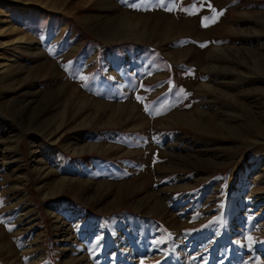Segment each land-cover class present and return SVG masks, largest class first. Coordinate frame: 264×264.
Instances as JSON below:
<instances>
[{
    "label": "rangeland",
    "instance_id": "1",
    "mask_svg": "<svg viewBox=\"0 0 264 264\" xmlns=\"http://www.w3.org/2000/svg\"><path fill=\"white\" fill-rule=\"evenodd\" d=\"M0 264H264V0H0Z\"/></svg>",
    "mask_w": 264,
    "mask_h": 264
},
{
    "label": "crops",
    "instance_id": "2",
    "mask_svg": "<svg viewBox=\"0 0 264 264\" xmlns=\"http://www.w3.org/2000/svg\"><path fill=\"white\" fill-rule=\"evenodd\" d=\"M141 56H142V53H140V57ZM131 62H132V60H131ZM154 75H156V74L152 73L151 75H148V77H145V78H149L150 76H154ZM114 76H116V75H114ZM162 77H156V78L155 77H151L153 79L152 83L160 80ZM133 78L137 79V80L139 79L138 75H135V73L133 74ZM121 79L125 80V78H123V77H121ZM126 89L129 92L132 91V89H130L129 87H126ZM168 90H169L168 87H164V88H162L160 90H157V89L156 90H148V89H143V88L141 89L139 87V88H137V92H135L134 94L146 95V96H148L147 101L148 102H152L156 98V96L164 95ZM137 115L139 116V118H135V119L125 118L126 123H125L124 127L119 130V135L122 136V138H124L125 140H128V139H134L135 140V138H136V137H134L135 135L144 134V133H146L148 131L150 132L151 130H149V129H152V127L156 126V124L154 123V120H153L154 118L153 117L147 116L144 119L145 122H142L140 115L138 113H137ZM145 129H147L146 132H144ZM104 130H107V129L104 128ZM100 136H102V139H101L102 142L103 141L109 142V140H107L106 131L102 132V135H100ZM123 145H124V147H128L125 144H123ZM80 154L81 153H79L78 155H74L73 154V157L79 156ZM99 154H100L99 155V160H105V159H108V158L113 156V155L111 156V154L108 153V152H102V153H99ZM95 170H96V168H95ZM95 172L101 174V172H97V171H95ZM26 232H29V231H26Z\"/></svg>",
    "mask_w": 264,
    "mask_h": 264
},
{
    "label": "bare ground",
    "instance_id": "3",
    "mask_svg": "<svg viewBox=\"0 0 264 264\" xmlns=\"http://www.w3.org/2000/svg\"><path fill=\"white\" fill-rule=\"evenodd\" d=\"M13 31H15V28H11V32H13ZM25 37L23 38V37H19L18 39H16V40H14L10 45L12 46H16L17 44H23V43H25ZM5 68L6 67H2V69H1V73L3 74L4 73V71H5ZM2 70H4V71H2Z\"/></svg>",
    "mask_w": 264,
    "mask_h": 264
},
{
    "label": "snow or ice",
    "instance_id": "4",
    "mask_svg": "<svg viewBox=\"0 0 264 264\" xmlns=\"http://www.w3.org/2000/svg\"><path fill=\"white\" fill-rule=\"evenodd\" d=\"M160 3H161V5H163L164 0H160ZM168 10L171 11L172 9L169 8ZM217 15H222V13H218ZM205 19H207V18H205ZM41 39H43V37H41ZM49 51L52 52L53 49H49ZM69 63H71V62H69ZM80 79H81V80H84L85 78H84V77H80ZM181 91H182V90H181ZM137 99L140 100L141 98H140V97H137ZM145 111H148V109L145 108ZM154 162H155V161H154ZM8 230L11 231V229H8Z\"/></svg>",
    "mask_w": 264,
    "mask_h": 264
}]
</instances>
